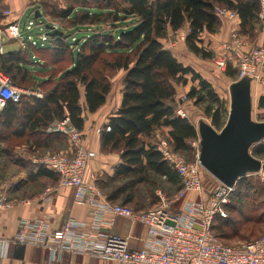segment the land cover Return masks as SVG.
I'll return each mask as SVG.
<instances>
[{
	"label": "trees",
	"instance_id": "obj_1",
	"mask_svg": "<svg viewBox=\"0 0 264 264\" xmlns=\"http://www.w3.org/2000/svg\"><path fill=\"white\" fill-rule=\"evenodd\" d=\"M64 1V7L59 3H37L32 11L33 14L39 10L46 20H57H47V25L63 35L50 37L44 48L29 46L5 51L0 56V71L14 86L42 95L38 98L24 94L18 102H7L0 111V186L27 165L15 156L16 146L27 144L41 158L70 150L68 139L59 133H47L48 127L68 118L82 131L81 98L84 97L86 109L96 113L112 93V74L123 71L121 105L109 120L111 130L105 131L104 127L100 133L102 153L117 154L120 164L113 175H100L96 185L112 204L137 212L149 210L159 202L158 188L167 198H173L182 189L180 176L163 160L156 142L160 134L175 152L189 159L192 149L188 142L198 134L188 118L176 114L183 107V96L202 107L216 130L225 126L227 115L226 102L211 83L193 67L180 62L163 41L186 28L187 51L202 59H212L215 53L206 48L203 38L218 34L223 28L225 22L218 17L217 8L235 12L238 33L248 35L262 25V2ZM4 10L0 0V19ZM0 29H4L1 24ZM225 74L235 82L238 79V70L231 64ZM189 83L192 86L188 93L176 102L177 86ZM258 107L264 109V97ZM251 153L264 161V141L254 145ZM35 166L30 174L32 179L44 176L58 182L54 172L39 164ZM255 174L238 180L226 206L228 217L218 216L213 222V233L226 245H232L228 244L232 238L245 239L246 230L240 224L256 220L253 212L263 185L250 181L249 175Z\"/></svg>",
	"mask_w": 264,
	"mask_h": 264
},
{
	"label": "built area",
	"instance_id": "obj_2",
	"mask_svg": "<svg viewBox=\"0 0 264 264\" xmlns=\"http://www.w3.org/2000/svg\"><path fill=\"white\" fill-rule=\"evenodd\" d=\"M216 13L223 22L236 23L214 58L217 69L225 73L229 61L234 58L239 80L249 78L252 82L260 81L264 67V3L260 13L262 41L257 48L250 50L245 48L237 31V14L223 8H217ZM38 20L33 17L28 19L25 30L16 22L0 29V56L5 53V39L18 41L21 49L46 47L50 37L45 26L40 28L38 37L30 34ZM185 38L182 36L181 40ZM24 94L42 97L14 86L0 71V110L9 101L18 102ZM182 100L188 101L186 96ZM176 114L188 118L182 107L177 109ZM104 129L110 131L111 127L107 124ZM46 132L64 135L70 144V151L44 156L36 164L58 176V188L73 191L76 206L88 207V220L68 218L62 227L54 229L46 214L33 219L22 218L14 236L0 237L2 257L8 256L12 246H24L47 251L50 263L69 253L120 264H264V235L253 241L226 245L213 233L215 218L228 217L226 206L236 191V185L228 187L216 179L208 184L204 182L198 132L197 138L188 142L194 150L195 160L192 162L175 152L160 134L157 135L156 150L180 176L182 189L173 198H167L158 191V204L140 212L110 203L96 182L85 180L87 167L97 154L84 145L83 132L74 127L68 118L48 127ZM191 195L193 198L190 199ZM46 201H50V196L46 197ZM29 203V200H11L6 188L0 189V212ZM117 217L129 219L145 228L146 238L140 249H132L129 238L109 231Z\"/></svg>",
	"mask_w": 264,
	"mask_h": 264
},
{
	"label": "crops",
	"instance_id": "obj_3",
	"mask_svg": "<svg viewBox=\"0 0 264 264\" xmlns=\"http://www.w3.org/2000/svg\"><path fill=\"white\" fill-rule=\"evenodd\" d=\"M4 6L3 17L0 19L2 28H5L10 23H18L22 28V20L27 18H34L35 13L32 14L33 9L38 5L39 0H1ZM264 3V0H262ZM238 24V23H237ZM236 25V23H235ZM231 24L224 23L222 30L215 35H205L204 45L209 47L214 52L221 51V44L228 39L229 29ZM179 33V32H178ZM177 34H171L177 35ZM188 34V30L185 32ZM178 39V38H176ZM170 45H166V42ZM262 41V35H261ZM165 48L170 50L175 57L186 66L193 67L196 71L197 66L191 61L194 56L187 52L189 56L184 57L185 50L187 51L185 42H172V40L163 41ZM20 43L15 40L5 39V51L14 52L20 50ZM199 72V71H198ZM125 73L122 76L124 80ZM192 86L189 83L186 86H177L176 102L185 94L188 93ZM122 89L119 93L111 97L109 95L106 104L99 109L96 113H90L86 109L84 97L81 98L83 106L84 128L82 130L84 135V145L96 152L97 156L92 160L85 172V180L88 182H96L98 177L102 174L113 175L116 167L120 164V158L117 154L109 153L104 154L101 151L100 133L103 128L109 123L110 118L118 111L122 101ZM252 105L256 100L257 105L259 100L264 97V86L255 84L251 85ZM114 100V101H112ZM259 109V107L257 106ZM264 110V109H260ZM1 111V110H0ZM253 113V110H252ZM167 132L168 129H163ZM63 151V152H68ZM15 156L27 163L25 168L19 169L17 175L12 176L7 182L0 186V189L5 187L11 200H29L30 203L26 205H18L12 209L0 212V237H12L18 230L19 220L22 218H36L42 214H46L54 229L62 227L63 223L68 218H73L79 221L88 220V207L76 206L73 203V191L69 188H58L56 179L48 177H38L37 179L31 178V170L35 166L37 157L32 153L29 145L23 144L16 146L14 149ZM49 154V153H48ZM45 154V155H48ZM41 155V154H38ZM44 155V156H45ZM42 156V157H44ZM37 166V165H36ZM35 166V169L37 167ZM18 188V189H17ZM50 196V201H46V197ZM193 196H190V199ZM109 231L127 237L130 240V247L138 250L142 247L143 239L146 238V230L140 224H133L129 219L117 217L115 225ZM120 264L116 262H100L91 256H74L65 253L61 256L59 261L49 262V254L41 248L12 246L6 258L0 255V264Z\"/></svg>",
	"mask_w": 264,
	"mask_h": 264
},
{
	"label": "water",
	"instance_id": "obj_4",
	"mask_svg": "<svg viewBox=\"0 0 264 264\" xmlns=\"http://www.w3.org/2000/svg\"><path fill=\"white\" fill-rule=\"evenodd\" d=\"M42 14L35 12L38 20ZM47 35L55 37L63 32L45 25ZM252 81L242 78L230 85V111L225 126L217 131L201 121L198 133L201 139L200 162L216 180L228 187L248 174L264 172V162L253 157L251 148L264 141V122L253 120Z\"/></svg>",
	"mask_w": 264,
	"mask_h": 264
},
{
	"label": "rangeland",
	"instance_id": "obj_5",
	"mask_svg": "<svg viewBox=\"0 0 264 264\" xmlns=\"http://www.w3.org/2000/svg\"><path fill=\"white\" fill-rule=\"evenodd\" d=\"M44 2H48L50 4H58L59 3V6L64 7L63 2H65V1L64 0H39L38 1V3H40V4L44 3ZM26 19L27 18H24L22 20V29L23 30H25V28H26ZM47 20L50 23L57 21L51 17H48ZM47 20L44 17L39 18L38 23L35 24L32 32L30 34L33 35L34 37H38V34L40 33V28L42 27V25L43 26L47 25ZM228 24H230V23H228ZM235 27H236L235 25H232V27L229 29V33H228L229 35ZM261 29L262 28L259 26L254 32L249 33L248 35H241V37L243 38V41L245 43V48L247 50L257 48L261 44V35H262ZM185 31H186V28H183L178 33V37H177V35L176 36L172 35L168 39L172 40V42L177 41V42H181L183 44L185 42V40L184 41L181 40V37L185 36V33H184ZM229 35H228V38H229ZM176 38H178V39H176ZM166 45H170L168 41L166 42ZM206 48L209 50L208 45L206 46ZM187 52L188 51L185 50V54H183L184 57L189 56L187 54ZM214 53L215 54H214V57L212 59H202V58H199L196 56H193V57L189 56V57H191V61L197 66V70L203 76V78L211 83V85L213 86V88L215 89L217 94L220 96V98L226 102V108H227L226 122H227V119L229 116V111H230V85L233 82H235V80L227 77L224 72L217 69V67L214 63V58H216L220 52H214ZM230 64L233 66V68L238 70L237 61L234 58L231 62L229 61V65ZM123 73H124L123 71H119V72L115 73L114 75L112 74V82H113V90H112V95H111L112 99H113V97H115L119 93L120 88L123 86L122 85L123 84V82H122ZM260 77H261L260 81H255V84L259 83V85L264 86V67L261 70ZM238 80H239V78L236 81H238ZM112 101H114V100H112ZM181 104H183L182 108L187 113L188 119L193 124V126L196 128V130H198V125L201 121H204L208 124H211V120L205 116L202 107L195 106L192 101H186V102H183ZM257 106H258L257 102H256V100H254L253 101V113H252L253 120L257 121V122H264V110L258 109ZM217 131H220V130H217ZM185 159L188 162H192L195 160L193 149L191 150L189 159H187V158H185ZM249 176H250L251 182L263 185V188L261 189L260 194H259V198L257 200L258 202L256 201V203H258V206L255 207L256 210L253 212V215L255 216L256 220L253 219L250 222L246 221L243 224L241 223L240 224L241 227L243 229L245 228V230H246V232H244L246 238L244 239V237H241V236L236 237V238H232V240H231L232 242H229L228 244L236 245V244L242 243L243 241L249 242V241L256 240V239H258L264 235V172L256 173L255 175H252V176L249 175ZM203 177H204V182L206 184L215 180V178L211 174H209L205 169L203 171ZM159 190H161V189L158 188V191ZM242 232H243V230H242ZM228 233L230 234L231 237H234L230 231H228ZM241 234H243V233H241Z\"/></svg>",
	"mask_w": 264,
	"mask_h": 264
}]
</instances>
